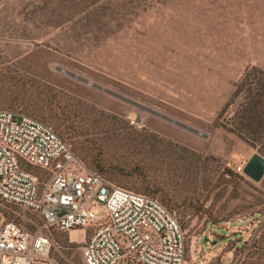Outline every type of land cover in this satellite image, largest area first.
<instances>
[{
	"label": "rangeland",
	"instance_id": "obj_1",
	"mask_svg": "<svg viewBox=\"0 0 264 264\" xmlns=\"http://www.w3.org/2000/svg\"><path fill=\"white\" fill-rule=\"evenodd\" d=\"M0 63L48 83L59 103L67 101L63 108L74 123L96 141L104 161L126 167L144 162L151 179L193 175L189 182H169L174 193L201 195L215 219L174 210L192 260L237 264L236 240H246L257 227L252 211L262 208L255 200L263 194L258 181L238 169L255 148L214 119L245 68L264 69V0H0ZM17 93L31 98L28 88L12 89L0 75V98ZM0 108L56 129L48 108L45 118L2 101ZM234 108L228 105L224 118ZM131 129L151 134L146 154L121 140ZM74 151L91 168L89 152ZM177 156L187 157L190 167L175 169ZM12 204L11 220L29 229L42 223L36 212ZM49 231L63 264H83L85 228Z\"/></svg>",
	"mask_w": 264,
	"mask_h": 264
},
{
	"label": "built area",
	"instance_id": "obj_2",
	"mask_svg": "<svg viewBox=\"0 0 264 264\" xmlns=\"http://www.w3.org/2000/svg\"><path fill=\"white\" fill-rule=\"evenodd\" d=\"M0 199L42 219L33 229L0 223V264H63L51 228H85L83 264H199L174 210L87 167L51 124L8 108H0Z\"/></svg>",
	"mask_w": 264,
	"mask_h": 264
},
{
	"label": "trees",
	"instance_id": "obj_3",
	"mask_svg": "<svg viewBox=\"0 0 264 264\" xmlns=\"http://www.w3.org/2000/svg\"><path fill=\"white\" fill-rule=\"evenodd\" d=\"M0 75L10 83L12 89H17L21 92L23 88H28L31 93V98H24L17 93L15 95L0 98V102L2 101V103L9 106H22L40 115L42 118H45L42 112L43 107L48 108L50 111L49 116L55 121L56 129H54L57 133L63 139H70V141L76 142L75 146L79 147L81 151L85 150L89 152L87 164L92 169L113 182H115L114 179L125 184L130 182V185L137 191L153 196L157 195L169 209H176L180 211V214L183 216L186 214L199 217L205 215L208 220L215 221L212 211H208L205 208L204 199L201 198V195L194 191L190 193H174L169 190V182L176 185L184 181L189 182V177H193V175L185 177L183 174L182 178L179 179V176H181L180 173H173L170 176L162 175L166 177V179L163 180L151 179L145 173L144 162L141 164L133 163L129 167H126L114 162L104 161L100 155L101 150L93 145L96 141L89 138L87 132L74 123V120L71 118L72 116L63 108L64 105L65 107L68 106V103H66L67 101H63V104L59 103L56 100V94L53 88H51L48 83L38 80L36 77L26 76L21 70L11 68V66L2 63H0ZM36 104L40 107H37ZM231 104H235L233 113L231 116L224 118L223 113L227 106ZM74 115L76 116L78 114ZM214 125L222 126L234 132L264 156V69L256 65L245 68L240 78L234 84V88L221 107L220 112L216 115ZM150 135L149 133L141 132V130L131 129L128 130L125 135H121L124 137L121 140L128 142V144H132L134 148L135 145H138V147L140 146L138 149L144 153L147 152V150L143 148L145 144H151L149 143ZM74 137L77 139L76 141ZM125 137L127 138L126 140ZM75 146L72 147L71 145L73 151ZM130 150L135 151L134 149ZM139 150L137 151L140 152ZM76 154L78 155V153ZM174 159H176L175 161H180V165L175 166V169H178L180 166L183 168L185 166L187 169L190 167L187 157L177 156ZM162 161L164 160H161L158 167L161 170L164 169L162 168ZM225 169H227L226 171L229 174L240 178L243 177L241 174L229 168ZM131 176H133L134 179L129 180L128 177ZM258 183L259 188L256 189L263 194V197L257 198L255 202L260 203L262 208H257L253 210L252 213H254L259 223L251 232L249 238L246 240L238 238L236 240L234 252L240 255L237 264H264V174L261 179L258 180ZM254 197H257V195L254 194ZM9 203L10 202L0 199V212L5 220H11L14 217L15 208ZM55 230L61 231L58 229ZM69 260L74 263L77 261V258L73 257L71 259L69 258ZM80 263L81 262H78V264Z\"/></svg>",
	"mask_w": 264,
	"mask_h": 264
},
{
	"label": "water",
	"instance_id": "obj_4",
	"mask_svg": "<svg viewBox=\"0 0 264 264\" xmlns=\"http://www.w3.org/2000/svg\"><path fill=\"white\" fill-rule=\"evenodd\" d=\"M104 89L107 90L106 88ZM155 112L160 114L157 111ZM242 171L253 180H260L264 174V156L257 151L252 152L249 158L245 161Z\"/></svg>",
	"mask_w": 264,
	"mask_h": 264
}]
</instances>
